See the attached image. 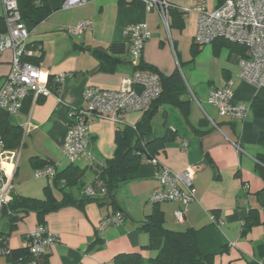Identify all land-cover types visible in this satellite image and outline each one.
<instances>
[{
  "label": "crops",
  "instance_id": "1",
  "mask_svg": "<svg viewBox=\"0 0 264 264\" xmlns=\"http://www.w3.org/2000/svg\"><path fill=\"white\" fill-rule=\"evenodd\" d=\"M63 1L46 0L50 14L43 20L38 15H28L25 19L30 31L28 45L34 49L32 61L39 68L41 83L49 85L51 78L63 73L69 77L56 94L30 96L23 108L9 117V123L21 127L23 132L20 145L6 149L10 156L19 154L18 167L13 173L10 159L5 164L12 173L11 202L25 197L16 192L15 181H25L30 172L34 174L36 161L54 163L58 174L72 165L78 167L79 176L82 170L83 174L73 188L67 186V179L47 178V185L37 186L59 203L67 193L74 196L71 203L42 218L36 212L19 210L18 218L11 221V211L4 209L0 221L4 220L2 228L8 226L9 233L0 232V240L6 237L10 249L25 248L28 232L42 224L59 236V242L45 255L32 258L27 264H114L118 255L131 253H140L139 264H150L162 249L164 240L159 235L152 236L142 226L148 216L160 213L164 228L176 232L195 231L198 251L202 256L211 257L204 264H264V177L257 167V157L264 152L259 143L264 134V108L252 104L255 98L264 101V90L240 78L241 50L224 40L203 46L195 43L196 0H167L178 8L169 14V28L160 14L148 11L142 1L89 0L84 6L66 11L62 9ZM221 2L207 0V6L214 9ZM1 8L2 4L0 16H3ZM84 21L90 22L85 31H69ZM141 24L148 26L151 39L136 65L135 59L130 58L131 45L125 31ZM64 30L72 37L68 38ZM116 44L124 45L126 52L111 53L109 47ZM209 45L214 54L210 73ZM224 49L230 50L228 56L222 55ZM11 62L12 52L7 51L0 64V87ZM140 63L153 66L164 76L177 70L183 76L182 98L189 101L190 111L185 115L178 106L161 103L151 120L152 132L144 141L162 138L168 131L175 135L156 158L160 166L174 173L199 167L193 179L196 199L188 205L150 203V195L159 187L160 166L150 164L145 158L143 165L116 189L114 200L104 203L93 200L81 206L75 199H81L82 188L89 187L96 178L92 163L102 164L112 158L116 151V133L124 127L137 126L151 105L144 112L128 113L122 124L90 117L88 151L91 157L83 156L75 164L66 165L62 149L70 126V113L84 106L85 89L98 87L116 91L124 78L141 71L136 70ZM228 82L233 83V102L247 107L246 117L241 122L221 117L218 109L208 102L210 92ZM76 188L78 194L74 192ZM55 191L62 196L57 197ZM177 211L184 213L183 220L177 219ZM117 212L122 213L124 222L98 233L100 221ZM4 258L6 261L0 260V264H11Z\"/></svg>",
  "mask_w": 264,
  "mask_h": 264
},
{
  "label": "built area",
  "instance_id": "2",
  "mask_svg": "<svg viewBox=\"0 0 264 264\" xmlns=\"http://www.w3.org/2000/svg\"><path fill=\"white\" fill-rule=\"evenodd\" d=\"M3 17L7 31L0 35V64L5 52H12L10 71L0 87V109L14 115L23 108L29 96L52 95L49 85L41 83L39 68L29 61L34 58V49L28 45L30 31L23 20L18 0H1ZM145 3L148 11L160 14L164 25L169 28L168 17L177 6L167 0H134ZM89 0H64L62 9L69 10L84 6ZM188 12V9L185 10ZM195 11L198 13L195 43L198 46L208 45L224 40L243 48L244 53L239 60L240 78L264 90V0H222L214 9H209L207 0H196ZM90 25L89 21L69 28L72 33H82ZM131 45V56L135 59L142 55L145 44L151 39V32L145 24L128 27L125 31ZM137 65V64H136ZM69 77L60 74L54 83L61 86ZM162 85L158 75L137 71L121 81L116 91L98 87L87 88L83 92L84 106L71 111L70 126L63 145V154L71 164H75L83 156H90L88 147L91 143L88 119L92 116L109 119L113 123L122 124L128 113L144 112L162 94ZM235 92L233 83L213 89L208 98L210 105L218 109L221 117H228L233 122H241L247 114V107L233 102ZM135 128V127H133ZM187 144H185V147ZM0 137V214L11 202L13 191L10 175L18 167L19 154L9 155ZM10 159L12 173L5 167ZM150 164L160 166L157 158L149 160ZM199 167H190L181 173H174L160 166L157 174L159 187L150 195L149 202L158 205L165 202H180L188 205L196 199L193 187L194 173ZM36 178L55 179L57 166L50 163L43 168L35 169ZM86 197L102 196L105 189L87 187ZM178 220H183L184 213L176 212ZM124 222L122 213L104 217L97 226V232H103L110 225ZM59 242V236L51 232L45 225H38L28 232V248L33 258H38ZM9 253L6 247H0V256Z\"/></svg>",
  "mask_w": 264,
  "mask_h": 264
},
{
  "label": "trees",
  "instance_id": "3",
  "mask_svg": "<svg viewBox=\"0 0 264 264\" xmlns=\"http://www.w3.org/2000/svg\"><path fill=\"white\" fill-rule=\"evenodd\" d=\"M18 2L24 21L27 19L28 15H38V17L43 20L50 14L46 0H18ZM6 31L7 26L5 19L3 16H0V35L6 33ZM230 45L239 48L242 54L244 53L243 48L240 46L235 44ZM109 51L117 55H122L126 52L125 46L118 44L111 45ZM32 59H29V61L33 63ZM104 68L108 71L110 70L108 66H104ZM137 69L141 71H152L159 75L163 91L161 96L151 104L144 118L135 128L124 127L123 130L116 133V151L114 156L107 159L102 164L92 163L91 167L94 170L96 178L89 187H93L94 189L103 187L105 189V194L102 196H105L106 199L101 201V203L107 200H114L116 189L143 165V160L146 158L149 161L156 158L160 151L164 150L165 146L174 140L175 135L172 134L171 131H168L162 138L155 139L151 142L144 141V137L152 132L151 120L158 106L161 103L172 104L178 106L185 115L190 111L189 101L182 98L185 82L180 71L177 70L170 76H164L153 66L144 65L142 63L136 67V70ZM49 87L54 94L60 89V86L54 83V78L50 79ZM252 104L264 108V101L259 98H255ZM9 117L10 115L6 111L0 109V137L4 142L5 149H15L21 143L23 132L21 127L12 126L9 123ZM259 143L264 148V134L260 136ZM257 162V167L264 177V152L258 155ZM48 164H50V162L41 163L36 161L35 169L43 168ZM77 168L78 167H73L72 165L62 173L58 174L57 172L54 181L67 179V186L69 188L77 186L83 174V170H80L81 175L79 176ZM70 169H73L74 172L68 173ZM86 188L85 186L82 188L83 197L81 199H75V202H79L81 206L86 202L93 201L91 197L85 196L84 190ZM63 200V202L59 203L53 195L43 199L17 197L4 209L11 211V221L18 218L19 210L22 212H36L37 216L42 218L46 214L59 210L61 207L71 203L74 200V196L71 193H67L64 195ZM4 209L2 213L5 211ZM163 222L162 214L153 213L148 216L147 222L142 226L145 230H148L152 236L159 235L164 240L162 249L157 257L151 259L150 264H204L205 261L211 259L209 256H202L198 251L195 231L187 230L185 232H176L168 230L163 227ZM6 241V237L2 238L0 240V247H6L7 251H9L4 257H6L11 264H27L31 261L33 256L28 246L21 249H10ZM140 260V253L122 254L115 258L114 264H139Z\"/></svg>",
  "mask_w": 264,
  "mask_h": 264
},
{
  "label": "rangeland",
  "instance_id": "4",
  "mask_svg": "<svg viewBox=\"0 0 264 264\" xmlns=\"http://www.w3.org/2000/svg\"><path fill=\"white\" fill-rule=\"evenodd\" d=\"M2 1L0 0V7H1ZM3 9V8H1ZM1 11V10H0ZM63 11H66L63 9ZM64 30L63 33L67 35L68 38H71L72 36H70V34H68L67 32ZM230 53L229 49H224L222 51V55L223 56H228V54ZM214 61V54H213V50H212V46L209 45V73L212 72V63ZM189 88V87H188ZM70 162L65 160V164L68 165ZM28 179H26L25 181L23 180H16L15 181V187L17 188L16 192L18 194H21L25 197H36V198H46L49 197L51 195H47V193H45V191L41 190L40 188H38L37 186L40 185L41 183H44V185L48 184V179L47 178H36L35 174H33V172H30L28 174ZM74 192L76 194L79 193V190L76 188L74 189ZM57 197H61L62 195H59V192L55 191ZM7 222L9 223V221L7 220ZM3 223L4 220L0 221V232L4 233V234H8L9 230H8V226L3 227ZM0 260L6 261L4 257L0 256Z\"/></svg>",
  "mask_w": 264,
  "mask_h": 264
},
{
  "label": "water",
  "instance_id": "5",
  "mask_svg": "<svg viewBox=\"0 0 264 264\" xmlns=\"http://www.w3.org/2000/svg\"><path fill=\"white\" fill-rule=\"evenodd\" d=\"M130 58H131L132 60H134L133 57H130ZM91 199L94 200V201H103V200L106 199V197H105V196H92Z\"/></svg>",
  "mask_w": 264,
  "mask_h": 264
}]
</instances>
